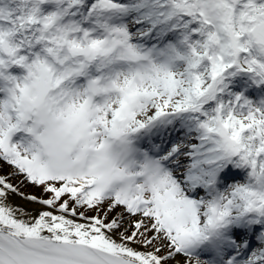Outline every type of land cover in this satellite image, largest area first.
Here are the masks:
<instances>
[{"label": "snow or ice", "instance_id": "1", "mask_svg": "<svg viewBox=\"0 0 264 264\" xmlns=\"http://www.w3.org/2000/svg\"><path fill=\"white\" fill-rule=\"evenodd\" d=\"M0 264H264V0H0Z\"/></svg>", "mask_w": 264, "mask_h": 264}, {"label": "rangeland", "instance_id": "2", "mask_svg": "<svg viewBox=\"0 0 264 264\" xmlns=\"http://www.w3.org/2000/svg\"><path fill=\"white\" fill-rule=\"evenodd\" d=\"M250 95L252 96L253 99L257 98V91L256 90H253ZM14 203H20V201L18 200H14L13 201Z\"/></svg>", "mask_w": 264, "mask_h": 264}]
</instances>
